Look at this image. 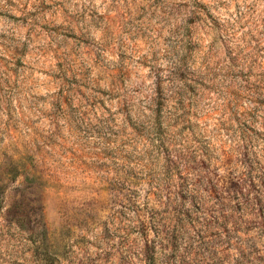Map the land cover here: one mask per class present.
I'll list each match as a JSON object with an SVG mask.
<instances>
[{
  "label": "rangeland",
  "instance_id": "1",
  "mask_svg": "<svg viewBox=\"0 0 264 264\" xmlns=\"http://www.w3.org/2000/svg\"><path fill=\"white\" fill-rule=\"evenodd\" d=\"M0 264H264V0H0Z\"/></svg>",
  "mask_w": 264,
  "mask_h": 264
}]
</instances>
